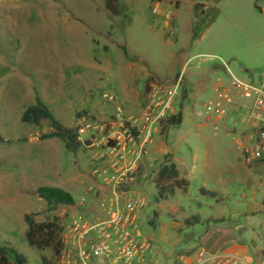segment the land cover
Wrapping results in <instances>:
<instances>
[{
  "label": "rangeland",
  "instance_id": "1",
  "mask_svg": "<svg viewBox=\"0 0 264 264\" xmlns=\"http://www.w3.org/2000/svg\"><path fill=\"white\" fill-rule=\"evenodd\" d=\"M106 2L0 0V245L43 264L53 253L28 245L25 215L65 225L94 206L87 153L41 140L52 130L48 121L22 122L36 94L62 124L78 127L82 118L139 114L123 96L133 98L149 78L170 86L183 74L184 121L164 124L152 152L159 167L177 164L190 187L158 201L154 180L142 230L162 264H180L201 249L264 258V161L249 162L239 147L255 134L254 96H244L243 84L258 85L263 72L264 0H211L208 11L197 0H119L120 15ZM211 102L228 116L208 115ZM41 187L60 188L76 204L52 209ZM203 188L217 197L202 195ZM198 214L201 223L189 225Z\"/></svg>",
  "mask_w": 264,
  "mask_h": 264
},
{
  "label": "built area",
  "instance_id": "2",
  "mask_svg": "<svg viewBox=\"0 0 264 264\" xmlns=\"http://www.w3.org/2000/svg\"><path fill=\"white\" fill-rule=\"evenodd\" d=\"M159 2V0H157ZM203 11L211 0H197ZM160 3L154 7L158 13ZM184 75L170 86L153 82L148 88L142 111L136 115L117 113L101 122L82 118L81 149L90 159L87 177L93 207L70 218L62 234L63 249L58 264H162L151 238L142 230L150 205L148 188L154 184L159 166L152 152L166 122L181 111ZM244 96L253 97L251 119L255 134L248 146H240L251 161H264V68L260 82L244 85ZM228 103L233 100L225 95ZM206 113L226 116L221 103L211 102ZM154 186V185H153ZM180 264H264L239 253H208L201 249L181 256Z\"/></svg>",
  "mask_w": 264,
  "mask_h": 264
},
{
  "label": "trees",
  "instance_id": "3",
  "mask_svg": "<svg viewBox=\"0 0 264 264\" xmlns=\"http://www.w3.org/2000/svg\"><path fill=\"white\" fill-rule=\"evenodd\" d=\"M119 0H107L106 6L113 15H120L121 11L117 7ZM157 1V0H153ZM198 30L195 31V36ZM127 56H129L126 47H123ZM179 76V75H178ZM177 76V77H178ZM151 80L149 78L148 85ZM183 102L181 111L170 118L166 124L169 126H180L184 121V103L188 98L187 87H183ZM44 121H48L52 130L40 136L41 140L59 139L64 144L68 151L77 152L82 143L79 136L80 127H67L62 124L52 113L46 102L37 95L36 102L25 109L22 115V122L25 124H32L40 126ZM155 186L158 190L157 200L166 201L174 198L178 190L187 192L190 187V181L182 176L181 171L175 163H164L158 168L155 178ZM204 196L210 195L217 197V192H210L206 189H201ZM38 194L43 198L48 206L52 209H57L60 206H72L76 204L74 197L60 189L54 187H41ZM25 223L27 230L25 232L28 245L39 251L50 250L53 253L54 259L43 257V264H58L62 249V234L65 228L60 218H55L50 221H38L35 214L25 215ZM201 223V216L194 215L192 220L188 222L189 225ZM154 225V223H151ZM0 264H29V258L24 254L17 251V249L0 245Z\"/></svg>",
  "mask_w": 264,
  "mask_h": 264
},
{
  "label": "crops",
  "instance_id": "4",
  "mask_svg": "<svg viewBox=\"0 0 264 264\" xmlns=\"http://www.w3.org/2000/svg\"><path fill=\"white\" fill-rule=\"evenodd\" d=\"M147 80H149V79H147ZM147 80H146V84H145V87H144L143 91H140V90L139 91H136V90H134V93H133V96H132L133 98H130L128 95L123 96L125 104L127 106H129V108L137 109L139 113L142 111V108L144 106V103H142L141 100H142V96H145L146 97L145 90L147 89V84H148V81ZM187 85H188V82H187V79L185 78V82H184L183 87H186ZM37 95L38 94H36L35 98L37 97ZM131 99H135V101H133L130 104ZM184 113H185V107H184Z\"/></svg>",
  "mask_w": 264,
  "mask_h": 264
}]
</instances>
